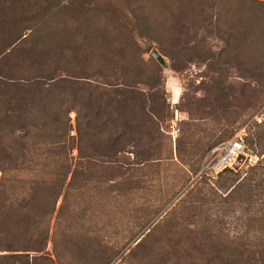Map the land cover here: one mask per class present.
<instances>
[{
  "label": "trees",
  "instance_id": "trees-1",
  "mask_svg": "<svg viewBox=\"0 0 264 264\" xmlns=\"http://www.w3.org/2000/svg\"><path fill=\"white\" fill-rule=\"evenodd\" d=\"M125 1L0 0V251L12 253L5 258L29 259L18 253L43 252L48 239L54 247L59 242L76 247L77 238L68 233L77 222L70 215L76 206L67 205V199L95 183L105 184L107 193L123 185L125 193L129 171L159 160L147 129L160 111L146 103L159 94L149 90L159 86L161 69L141 61L134 38L157 44L182 35L192 0L173 6L165 0H131L133 6ZM256 5L260 32L253 45L261 54L264 2ZM198 10L203 15L204 8ZM69 112H74L73 136ZM244 145L258 157L251 167H256L254 176L237 179L225 195H197L196 205L182 208L141 258L159 255L163 264H264V133L250 139L245 134ZM113 199L105 197L107 209ZM125 214L115 212L118 227ZM103 215L112 218V210ZM133 220L142 226L140 216ZM238 222L245 225L242 236L255 243L213 242ZM136 232L129 226L115 234L130 238ZM98 238V263L122 249Z\"/></svg>",
  "mask_w": 264,
  "mask_h": 264
},
{
  "label": "rangeland",
  "instance_id": "rangeland-1",
  "mask_svg": "<svg viewBox=\"0 0 264 264\" xmlns=\"http://www.w3.org/2000/svg\"><path fill=\"white\" fill-rule=\"evenodd\" d=\"M106 1L122 5V0ZM260 1L264 2L206 0L201 5L192 0L193 9L184 19L186 30L182 35L160 39L157 44L134 38L141 61L155 62L161 69L159 86L149 90L159 94L146 103L147 108L153 106L160 111L147 129L154 139L151 146H157L159 160L147 162L141 170L129 171L125 193L123 185L118 186L119 191L113 189L107 193L105 184L95 183L86 185L80 195L67 199V205L76 206V212L70 215L77 222L68 232L77 238L76 247L61 242L54 247L48 239L43 252L18 253L27 254L29 259L5 258L12 253L0 251V258H5L0 259V264H163L159 255L141 256H147L154 249L155 240L177 221L182 208L196 205L197 195L203 198L207 195L209 199L213 195H225L237 179L254 176L252 170L256 167L220 174L201 172L200 167L210 150L236 131L243 130L246 139L257 132L264 133V51L260 54L253 45L260 32L256 19V4ZM164 2L171 6L178 4V0ZM123 3L135 5L131 0ZM198 8H204L203 15ZM154 51L163 64L154 59ZM68 117L72 126L69 135L73 136L74 112H69ZM246 146L257 153L247 143ZM260 155L263 158L264 152ZM70 156H76L75 149L70 151ZM127 158V163H132V154H127ZM128 167L136 166L129 164ZM219 185L222 188L217 189ZM106 196L114 197L108 209L104 206ZM60 203L61 198L56 210ZM110 210L112 218L103 219V214ZM118 211L126 212L120 227L113 220ZM139 216L144 221L142 226L141 222L134 224L133 218ZM54 218L55 213L49 238ZM129 226L138 232L130 238L127 234L117 237V230L125 231ZM242 228L244 223H231L223 231L224 237L213 242L227 246L255 243L253 238L242 236ZM121 235L122 231L118 233ZM99 236L104 242L122 247L103 263L95 258ZM142 239L145 240L143 247L136 248ZM30 257L37 259L30 262ZM225 257L226 253L221 259Z\"/></svg>",
  "mask_w": 264,
  "mask_h": 264
},
{
  "label": "built area",
  "instance_id": "built-area-1",
  "mask_svg": "<svg viewBox=\"0 0 264 264\" xmlns=\"http://www.w3.org/2000/svg\"><path fill=\"white\" fill-rule=\"evenodd\" d=\"M244 137L243 130L236 131L230 138L212 148L200 171L218 174L225 169L236 171L256 165L258 157L245 148Z\"/></svg>",
  "mask_w": 264,
  "mask_h": 264
},
{
  "label": "water",
  "instance_id": "water-1",
  "mask_svg": "<svg viewBox=\"0 0 264 264\" xmlns=\"http://www.w3.org/2000/svg\"><path fill=\"white\" fill-rule=\"evenodd\" d=\"M152 55L156 61H158L160 64H163L161 57L155 51L152 53ZM135 241L137 242V240Z\"/></svg>",
  "mask_w": 264,
  "mask_h": 264
}]
</instances>
